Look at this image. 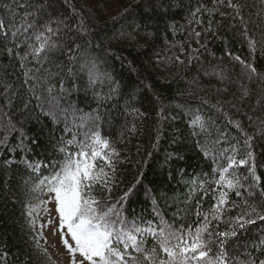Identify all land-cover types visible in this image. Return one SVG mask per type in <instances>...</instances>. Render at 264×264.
I'll use <instances>...</instances> for the list:
<instances>
[{"label":"trees","instance_id":"trees-1","mask_svg":"<svg viewBox=\"0 0 264 264\" xmlns=\"http://www.w3.org/2000/svg\"><path fill=\"white\" fill-rule=\"evenodd\" d=\"M30 2L35 34L57 48L41 53V67L40 58H23L29 49L0 40V264H59L40 227L47 178L86 133L99 132L119 153L115 170L106 167L111 192L97 185L93 194L142 227L202 222L197 205L207 211L227 191H212L227 163L220 150L246 138L264 189V0ZM10 10L19 26L27 9L0 0L5 22ZM51 21L55 34L44 28ZM244 64L257 75L250 79ZM246 198L261 207L259 197ZM228 199L234 210L223 219L246 212L234 193ZM257 233L264 221L241 235Z\"/></svg>","mask_w":264,"mask_h":264},{"label":"snow or ice","instance_id":"snow-or-ice-1","mask_svg":"<svg viewBox=\"0 0 264 264\" xmlns=\"http://www.w3.org/2000/svg\"><path fill=\"white\" fill-rule=\"evenodd\" d=\"M228 3L232 7L231 0ZM13 4L27 11L19 26L16 23L19 17L14 11L10 10L13 18L8 22L0 17V40L5 43L14 41L15 47L29 49L30 52L23 58L27 59V55L40 58L38 63L43 67L47 55L41 57V53L54 51L57 45L54 41L49 43V37L35 34V24L30 19L33 15L31 9L35 5L30 0H13ZM40 7H45L44 0H40ZM51 23L56 21L45 24L44 28L48 33L55 34L60 26L53 29ZM68 28L71 30L70 26ZM30 30L32 35H29ZM33 39L40 41L39 47L33 46ZM249 43L252 44L251 41ZM244 67L250 79L257 75L251 64H244ZM25 76L26 79H34L27 72ZM221 142L219 138L214 141ZM76 147L78 151L65 159L59 172L47 178L48 192L54 194V200L49 202L55 204L54 213L58 214L56 231L60 233L63 246L72 258L71 264H77V255L81 258L79 264H264V258L257 261L252 256L253 251L264 252V235L257 233L252 240L243 239L241 235L251 225L264 221V189L257 190L260 179L253 163L250 138L244 140V147L233 144L220 150L227 163L220 168L219 179L212 191L216 192L218 188L227 191H220L207 211L203 210L202 205H197L194 215L202 222L194 228H176L161 222L159 230H154L155 225L142 227L135 221L127 222L114 205L106 206L93 194L97 185L111 192L107 185L112 176L106 167L115 170L117 162L113 156L119 153L114 151L108 139L102 138L99 132L86 133L84 140ZM237 168L247 170L242 173L230 171ZM229 193L243 200L247 210L234 219H223L227 212L234 210L228 199ZM244 194L259 197L261 207L250 203ZM127 195L130 193L121 200L126 201ZM55 220L56 216H53L48 223L53 224ZM221 223L230 224L232 230L220 229ZM65 236L71 238L74 246L64 239ZM149 237L154 238V243L146 249L144 245Z\"/></svg>","mask_w":264,"mask_h":264},{"label":"rangeland","instance_id":"rangeland-1","mask_svg":"<svg viewBox=\"0 0 264 264\" xmlns=\"http://www.w3.org/2000/svg\"><path fill=\"white\" fill-rule=\"evenodd\" d=\"M53 200L54 194L50 193L45 199V208L40 218V227L43 233L44 243L59 264H71L72 258L63 246L60 233L56 231L58 228V214L54 213L55 204L49 202ZM53 216H56V220L53 224H49L48 222L53 220ZM45 225H47V227H44ZM64 231L66 232V229ZM64 239H67L69 244L74 246L69 236H65ZM80 259L81 258L77 255V264H79Z\"/></svg>","mask_w":264,"mask_h":264}]
</instances>
